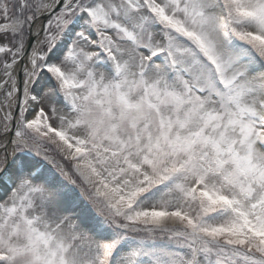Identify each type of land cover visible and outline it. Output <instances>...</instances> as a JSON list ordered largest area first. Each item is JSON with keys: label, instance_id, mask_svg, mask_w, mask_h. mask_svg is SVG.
Listing matches in <instances>:
<instances>
[{"label": "snow or ice", "instance_id": "obj_1", "mask_svg": "<svg viewBox=\"0 0 264 264\" xmlns=\"http://www.w3.org/2000/svg\"><path fill=\"white\" fill-rule=\"evenodd\" d=\"M0 264H264V0H0Z\"/></svg>", "mask_w": 264, "mask_h": 264}]
</instances>
